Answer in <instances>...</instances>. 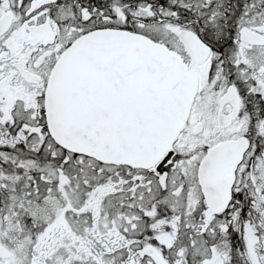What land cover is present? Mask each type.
Returning a JSON list of instances; mask_svg holds the SVG:
<instances>
[{
	"label": "snow or ice",
	"instance_id": "1",
	"mask_svg": "<svg viewBox=\"0 0 264 264\" xmlns=\"http://www.w3.org/2000/svg\"><path fill=\"white\" fill-rule=\"evenodd\" d=\"M0 264H264V0H0Z\"/></svg>",
	"mask_w": 264,
	"mask_h": 264
}]
</instances>
